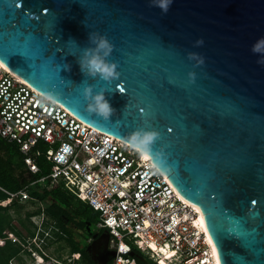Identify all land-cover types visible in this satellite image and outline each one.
Returning <instances> with one entry per match:
<instances>
[{"label": "water", "instance_id": "water-1", "mask_svg": "<svg viewBox=\"0 0 264 264\" xmlns=\"http://www.w3.org/2000/svg\"><path fill=\"white\" fill-rule=\"evenodd\" d=\"M15 2L0 0V62L121 141L133 128L157 129L159 170L200 208L219 264H264V62L250 51L264 37V0H172L166 13L154 0H18L29 19ZM90 31L114 45L107 59L120 73L105 92L115 109L109 120L88 112L79 93L83 79L99 88L77 63ZM197 37L202 45L193 44ZM189 52L204 63L194 65ZM105 234L96 240L97 264L115 255Z\"/></svg>", "mask_w": 264, "mask_h": 264}, {"label": "built area", "instance_id": "built-area-1", "mask_svg": "<svg viewBox=\"0 0 264 264\" xmlns=\"http://www.w3.org/2000/svg\"><path fill=\"white\" fill-rule=\"evenodd\" d=\"M0 137L18 147L27 173L40 172L38 159L49 167L47 175L18 191L0 187L8 196L4 202H37L32 186L62 187L97 213L96 227L108 234V251L115 252L107 264H137L131 253L147 264H215L197 207L185 202L150 159L81 121L1 64ZM41 213L39 232L43 207ZM37 238V248L29 251L45 255Z\"/></svg>", "mask_w": 264, "mask_h": 264}, {"label": "clouds", "instance_id": "clouds-1", "mask_svg": "<svg viewBox=\"0 0 264 264\" xmlns=\"http://www.w3.org/2000/svg\"><path fill=\"white\" fill-rule=\"evenodd\" d=\"M171 3L172 0H154V6L158 7L161 13H166ZM150 4H153V0H150ZM88 40L91 46L81 49V54L77 57V63L84 77L98 78L97 84H99V88L94 91L96 85L88 83L83 79L80 82L82 86L79 88V93L88 112L95 113L104 120H109L115 109L106 98L105 92L106 90H110L109 86L111 82L120 75L117 62L107 59L111 55L114 45L106 35L96 31L88 33ZM68 42L78 46L73 39H69ZM203 43V37H197L193 41L195 46L202 45ZM250 51L261 54L258 57V62H264V37H258L250 46ZM187 57L194 61V65H202L204 63V56L197 52H189L187 53ZM64 68L67 70L70 68V65L65 63ZM195 75L194 71L187 73L189 83L194 81ZM100 81L104 83L101 84L99 83ZM159 138L160 132L155 128L136 127L126 135L123 142L127 147L146 159L150 158V166L159 170L165 160L163 147L153 148V145Z\"/></svg>", "mask_w": 264, "mask_h": 264}, {"label": "trees", "instance_id": "trees-1", "mask_svg": "<svg viewBox=\"0 0 264 264\" xmlns=\"http://www.w3.org/2000/svg\"><path fill=\"white\" fill-rule=\"evenodd\" d=\"M40 166V172L33 176L26 171V167L23 163V156L20 153L18 147L7 142L5 139L0 137V187L10 191L15 192L26 186L31 179L40 178L47 175L49 172V167L43 159H38ZM30 195L38 201L42 199H47L50 201V206L44 209L49 212L57 225L61 228V235L58 237L66 238V242L71 246L73 253L80 254V260L85 264H95L90 259L87 253V246H84L74 239L72 233L63 225L60 224V220L68 219L70 222L75 223L78 228L85 229L87 222L90 221L91 217H94L97 221V213L89 206L84 205L79 200H77L73 195L64 190L60 186H54L52 188L46 189L40 186L29 187ZM8 196L0 189V203L7 200ZM76 201L80 208L72 209V202ZM12 203H17L13 200ZM10 202V203H11ZM4 208L0 205V239L3 242L0 243V264H10V260L17 257L20 252V248L12 244L11 241L5 239L6 235L4 233L5 229H10L16 236L24 239L23 233L17 229L18 226H14L11 222L8 214L4 213ZM76 218V221H73ZM26 235L31 238L34 236L35 232L28 228H24ZM43 233H40V238H43ZM55 234V233H54ZM63 235V236H62ZM44 237L42 240H45ZM86 240L89 238L87 235ZM137 264H147L145 261L137 260Z\"/></svg>", "mask_w": 264, "mask_h": 264}, {"label": "rangeland", "instance_id": "rangeland-1", "mask_svg": "<svg viewBox=\"0 0 264 264\" xmlns=\"http://www.w3.org/2000/svg\"><path fill=\"white\" fill-rule=\"evenodd\" d=\"M50 204V201L47 199H42L38 202L25 201L23 203H5L3 201L0 203V205L4 208V213L8 214L15 227L18 226L17 229L23 233L22 237L24 238L22 239L16 236L9 228L5 229V239L11 241L12 244H15V246L20 248L19 255L11 259L9 261L10 264H85L80 260V257L79 259H75V253L72 252L71 246L65 240L66 238H64L63 235V237H58L61 235L60 230H57L58 225L47 210H44V222L41 226L43 231L40 233H43L44 231L48 233L55 232L52 237H47L40 245L47 257L43 256L40 258L39 256L32 255L31 251H29V248L35 250L37 247L34 243H32L34 238L26 235L24 228L26 227L31 231L36 232L42 218L41 208L43 207L46 209V207H49ZM71 204L72 209L78 207L80 208V205L76 201H73ZM92 228L95 230L96 227L93 225ZM85 237L79 240L77 239L76 241L84 246H87L88 239L86 240ZM1 242H3V240L0 239V243ZM37 243H39L38 238Z\"/></svg>", "mask_w": 264, "mask_h": 264}, {"label": "flooded vegetation", "instance_id": "flooded-vegetation-1", "mask_svg": "<svg viewBox=\"0 0 264 264\" xmlns=\"http://www.w3.org/2000/svg\"><path fill=\"white\" fill-rule=\"evenodd\" d=\"M76 220H77L76 218H73V221H76ZM60 224L63 225V226H65V227H66V228L72 233V235L74 236V239H75V240H77V239L79 240V239H81V238H83V237L89 235V238H88V240H87V243H88V244H87V248H88V246H90L91 244H94V245L89 249L90 251H87V253H88L90 259H91L92 262H94L95 264H97V262L100 261V260L102 259L101 256L97 255V253H96V246H97V241H96V240H97L100 236H102V235H104V236H103L104 239H107V236H106V234H105L103 231L96 229V228H97V227H96V220H95L94 217H91L90 221L87 222V226H86L85 229L78 228V227L75 225V223L70 222L68 219H62V220H60ZM93 225H94V227H96L95 230L92 228ZM57 230H60V233H62L61 228H60L59 226L57 227ZM42 231H43V230H42ZM54 233H55V232H50V233H48V232H45V231H44V237H49V236L52 237V236L54 235ZM39 234H40V232H39V231H36V232H35V236H33L32 238L35 239L36 237H38V239H43V238H40V237H39ZM89 239H91V242H88ZM95 241H96V242H95ZM86 250H87V249H86ZM43 256L47 257L46 255H42V254H41L39 257L42 258Z\"/></svg>", "mask_w": 264, "mask_h": 264}, {"label": "snow or ice", "instance_id": "snow-or-ice-1", "mask_svg": "<svg viewBox=\"0 0 264 264\" xmlns=\"http://www.w3.org/2000/svg\"><path fill=\"white\" fill-rule=\"evenodd\" d=\"M20 3L22 4V0H20ZM10 7H12V8H14V9H16V10H18V11H22L27 17H28V19H29V16H28V14H26L25 12H24V8H22V6H19L18 7V0H16V2L13 4V5H11ZM48 11V9L46 8L45 9V12H47ZM28 12H29V10H28ZM30 13V12H29ZM117 86H119L120 87V85L119 84H117ZM118 87V88H119ZM125 89L124 88H120V91L121 92H123ZM139 111L141 112V113H143L144 112V109L143 108H140L139 109ZM171 131H172V129L171 128H167V132L168 133H171ZM186 203H187V201H185ZM251 203L253 204V205H255L256 203H258V201L256 200V199H252L251 200ZM193 207H195V206H193ZM195 210L197 211V212H199L200 211V208H195ZM147 221H145V225H147ZM193 223H197V221H193ZM199 224H200V226L201 227H203V225H204V220H203V218L201 217L200 219H199ZM207 229H206V232H205V234L207 235ZM209 243H212V238L211 237H209ZM213 252L215 253L216 252V248H215V246L213 247ZM217 264H219V260L217 261Z\"/></svg>", "mask_w": 264, "mask_h": 264}, {"label": "bare ground", "instance_id": "bare-ground-1", "mask_svg": "<svg viewBox=\"0 0 264 264\" xmlns=\"http://www.w3.org/2000/svg\"><path fill=\"white\" fill-rule=\"evenodd\" d=\"M0 64L1 65H3L1 62H0ZM4 66V65H3ZM5 67V66H4ZM6 68V67H5ZM6 69H8V68H6ZM144 157V156H143ZM148 159H150V158H148ZM198 208V207H197ZM200 212V214H199V219L202 217L203 218V215H202V213H201V211H199ZM199 219H198V223H199ZM204 220V219H203ZM201 227V226H200ZM202 229H205L206 230V226H205V222H204V225H203V227H201ZM207 234H208V231H207ZM208 237H210L209 236V234H208ZM213 247H214V244H213V241H212V243H210V250H211V253H212V255H213V259H214V263L215 264H217V261H218V255H217V251L214 253L213 252Z\"/></svg>", "mask_w": 264, "mask_h": 264}, {"label": "crops", "instance_id": "crops-1", "mask_svg": "<svg viewBox=\"0 0 264 264\" xmlns=\"http://www.w3.org/2000/svg\"><path fill=\"white\" fill-rule=\"evenodd\" d=\"M8 142V141H7ZM10 143V142H9Z\"/></svg>", "mask_w": 264, "mask_h": 264}]
</instances>
